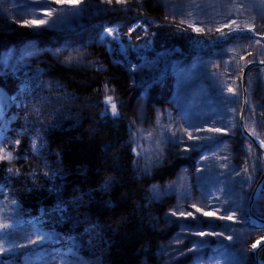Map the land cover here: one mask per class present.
Segmentation results:
<instances>
[{"label": "trees", "instance_id": "obj_1", "mask_svg": "<svg viewBox=\"0 0 264 264\" xmlns=\"http://www.w3.org/2000/svg\"><path fill=\"white\" fill-rule=\"evenodd\" d=\"M140 17L151 23L125 42L140 56L111 54V33ZM186 27L263 34L264 0H0L2 264H255L264 224L246 200L262 159L239 130V75L263 38L192 49ZM34 75L46 100L33 131ZM245 85L264 142V66ZM252 208L264 217V181Z\"/></svg>", "mask_w": 264, "mask_h": 264}, {"label": "rangeland", "instance_id": "obj_2", "mask_svg": "<svg viewBox=\"0 0 264 264\" xmlns=\"http://www.w3.org/2000/svg\"><path fill=\"white\" fill-rule=\"evenodd\" d=\"M144 22L151 23V20H148L145 17H140L137 20L133 21L127 27V29H116V30H114L110 36H111V38H113L115 40V42H112V41L106 42L108 51L111 54L116 55L118 58H121V57L123 58V55L124 56L130 55V53L128 51L131 48L134 52H136V56L138 55V57H139L140 53H141L139 51L141 49V45H142L141 42L134 43L131 47L128 46L127 44H125V42L126 41L130 42V40L132 39L131 34L132 33L136 34V32H137L136 28H139L140 30L146 29L144 27V26H146ZM185 29H186V33L188 34L187 44L189 45V48H192V49H204L219 38L226 39L227 37H229V34H231V33H240V32H244V31L249 32L251 35L261 37V38H263V41H264V33L263 34L254 33V31H252L250 28H247V27H238L235 29H231L228 31V33H221L219 35H216L213 38L208 37V36H204V35H200V34L195 33V32L193 35L190 36L189 33H190L191 29H189V27H186ZM144 36H146V35H144ZM254 60H257V59H254ZM239 77H240V75H239ZM29 81H30V83H28L27 85L24 86V88L26 90L24 97H23L24 112H25L24 113V121L29 122L32 125V130L34 131L35 127H36L35 125H37L36 123L42 122L44 124L45 120H43V118H41L42 117L41 115H43V113L45 111L43 109L44 106H42V105L45 102L46 97L43 94H41V91L38 92L35 90L36 85L38 84V81H39V78H37V75H34V78L31 80L29 79ZM42 86L44 87L43 84H42ZM108 97L112 98L111 102L107 101ZM102 103L104 105V110L102 113L110 115V116H114L112 109H113V104H115V101H114V99L110 93L104 94V96L102 98ZM40 106H42V107H40ZM116 113H117V108H116ZM245 117H246V115H245ZM244 123H245V120H244ZM245 127H246V124H245ZM246 129H248V128L246 127ZM251 133H253V132H251ZM35 136L37 137V139H40L39 138L40 135H38V133H36ZM37 139L35 140V146H36L37 141H38ZM1 150H2V148L0 147V152H1ZM134 151L136 152V150H134ZM3 153L5 154L6 152L3 151ZM261 159H262V157H261ZM8 164L11 165L13 163L11 161V162H8ZM261 167H262V163H261ZM259 194H260V192H259ZM256 240H254L253 243L256 242ZM253 243H252V245H253ZM252 245H251V250H252Z\"/></svg>", "mask_w": 264, "mask_h": 264}, {"label": "water", "instance_id": "obj_3", "mask_svg": "<svg viewBox=\"0 0 264 264\" xmlns=\"http://www.w3.org/2000/svg\"><path fill=\"white\" fill-rule=\"evenodd\" d=\"M264 66V41H263V56L260 59L257 60H250L248 61L244 67L242 68L240 72V77H239V84H240V90H241V100H240V107L238 111V126L240 132L251 142L253 143L256 148L259 150L261 157H262V167H261V172L254 184V187L252 190L249 192L246 200V208H247V214L252 223H255L257 225L264 224V217L257 215L253 211V202L259 195V192L262 188V183L264 181V142L256 135L251 133L248 129L245 127V115H246V110L248 106V100H247V94H246V85H245V78L247 73L255 67H260ZM264 236L259 237L256 242L253 243L257 244L256 248L252 247V257L255 262V264H264V260L259 256L260 250L264 247ZM258 242H260L258 244ZM252 245V246H253Z\"/></svg>", "mask_w": 264, "mask_h": 264}, {"label": "snow or ice", "instance_id": "obj_4", "mask_svg": "<svg viewBox=\"0 0 264 264\" xmlns=\"http://www.w3.org/2000/svg\"><path fill=\"white\" fill-rule=\"evenodd\" d=\"M41 23H43V22H41ZM230 91H231V89H230ZM111 97H108L107 98V101L108 102H111ZM113 115L115 116L117 113H116V106H115V104H113ZM198 211H199V209H198ZM228 219H232L231 217H227ZM45 238H47V237H45ZM262 239H264V238H262ZM33 243H35V242H33ZM260 242H258V244H259ZM253 248H256L257 247V244H254L253 246H252ZM0 264H2V262H0Z\"/></svg>", "mask_w": 264, "mask_h": 264}]
</instances>
